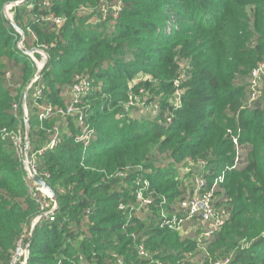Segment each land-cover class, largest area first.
I'll use <instances>...</instances> for the list:
<instances>
[{
	"label": "trees",
	"instance_id": "trees-1",
	"mask_svg": "<svg viewBox=\"0 0 264 264\" xmlns=\"http://www.w3.org/2000/svg\"><path fill=\"white\" fill-rule=\"evenodd\" d=\"M16 1L0 0V132L22 124V108L16 112L14 102L38 72L18 49L14 25L25 32L26 49L48 43L41 79L26 96L33 150L50 142L54 128L52 119L39 120L41 99L63 107L76 76L84 75L94 89L83 102L100 100L85 110L96 130L86 151L70 118L61 145L40 157L59 200L51 219L35 222L42 206L12 144L0 141V264L11 263L19 241L29 245L26 264H76L80 257L86 264H117L113 254L124 264H195L188 258L205 244L199 264H264V102L249 104L253 88L244 83L264 62V0H126L113 25L78 13L81 5L101 0H28L12 8V23L4 8ZM46 14L62 17L63 30L39 21ZM180 59L189 71L176 87ZM138 74L159 83L151 90L145 84L152 94L168 96L152 97L158 110L148 121L129 117L121 106ZM38 89L41 97H35ZM178 89L182 107L171 100ZM182 156L206 163L189 175L205 179L206 188L224 177L214 192L216 206L227 208L230 219L208 240L201 228L184 236L162 227L157 207L132 209L138 175L151 181L156 203L167 198L171 208L189 196L190 177L178 171ZM139 244L148 258L139 255Z\"/></svg>",
	"mask_w": 264,
	"mask_h": 264
},
{
	"label": "built area",
	"instance_id": "built-area-1",
	"mask_svg": "<svg viewBox=\"0 0 264 264\" xmlns=\"http://www.w3.org/2000/svg\"><path fill=\"white\" fill-rule=\"evenodd\" d=\"M28 0H17L14 3H9L6 6V11L9 13L15 6L24 5ZM12 23H14L12 15L8 17ZM43 23H54L61 26L65 20L62 17H58L54 14H46L40 17ZM20 39L17 43V47L25 55H27L38 67V72L35 75L33 83L38 82L41 79V74L48 62V54L46 50L47 45H39L30 50L25 47L26 35L25 32L18 28L16 29ZM38 55L41 58H38ZM41 59V60H40ZM264 69V65H260L252 73V86L256 87L258 85V78ZM9 76V74H7ZM32 88V85L28 88ZM94 89L93 82L84 75L76 76L75 83L70 92V101L67 102L63 107H56L52 104H45L39 106V120L44 123L49 119L56 117L65 118L66 122L70 118L75 119L79 127V134L76 138V142L84 146L85 151L89 148L92 142L96 139V130L90 124L85 114L83 107V99L88 97ZM42 90L38 89L36 96H42ZM179 94V93H178ZM257 92L254 91L251 94V99L255 100ZM156 109V107H154ZM19 105H14V110L17 112ZM23 112V122L17 129L4 128L0 132V141L9 142L12 144L13 149L17 158L20 160L24 173L25 181L30 188L32 197L42 206L43 213L36 219V223L42 219H51L55 209L58 208L53 195L49 190L39 188L34 182V177H40L46 183L51 178L50 173L40 169V157L43 156L47 151L54 150L59 147L63 141L62 129L60 126H55L51 133L52 138L50 142L43 148L38 150H33L30 145V127H29V111L24 99L22 104ZM157 111L155 112V114ZM234 143L239 146L237 138H234ZM239 155V153H238ZM239 160V158H237ZM198 167L203 168L206 166L204 161L197 164ZM142 170L143 168H139ZM117 176L126 177L127 173H120ZM224 177H220L212 188H206L207 182L205 179L199 175L192 176L190 178V189L189 196L186 199L180 201L174 207L171 206L172 210L170 213V204L167 198H163L162 201L156 203V201L150 197L149 190L150 184L148 179H142L140 175L134 180L137 184L134 188V195L136 197L135 205L132 209L137 211V213H144L151 210L153 207H157L159 213L162 216L163 222L162 227H169L171 229L182 231L186 225H193L194 228L201 224L203 235L207 237H212L214 234L219 232L229 221L230 213L225 207L216 206V194L214 192L215 186L219 182H223ZM53 202V206L50 207L49 201ZM120 209L125 210L126 205L121 204ZM192 227V228H193ZM22 242V241H21ZM20 243L10 264H25L29 256V245H24ZM139 255L144 258H148L149 254L146 251L143 244L138 245ZM113 259H116L117 264H124L123 260L119 258L117 254L112 255ZM228 260L216 261L214 264H229ZM76 264H86L84 257H80L79 262ZM164 264V263H159Z\"/></svg>",
	"mask_w": 264,
	"mask_h": 264
},
{
	"label": "rangeland",
	"instance_id": "rangeland-1",
	"mask_svg": "<svg viewBox=\"0 0 264 264\" xmlns=\"http://www.w3.org/2000/svg\"><path fill=\"white\" fill-rule=\"evenodd\" d=\"M125 2H126V0H101L100 5H98V6H94L91 4L81 5V7L78 9V13L81 16L94 15V17L99 18V20L101 19L102 21L106 19V21H111L110 25H113L114 21L119 18L120 13L124 9ZM6 6L4 8L5 17L8 20H10L8 17L11 14L13 21H14L13 12L11 11L8 13L6 11ZM65 24H66V22L63 23L58 28L59 31L61 29L63 30V28L65 27ZM110 28L112 29L111 26H110ZM67 38H69V36ZM55 40L56 39L53 38L52 41L51 40L50 41L52 44H55ZM43 42L45 43L44 45L48 44L44 40H43ZM40 45H43V44H40ZM178 63L180 65L181 77H180L179 81H177L175 83L176 87L179 86L180 81H183L187 77V73L189 71V67H188L189 64L186 61H183L180 59L178 61ZM260 65H264V62L261 63ZM79 71H82V70L80 68L75 69V73H77ZM36 74H37V72L34 74V76H32V77L30 76L29 77L30 79H28V84L25 86V88H22L19 90L20 100H18V101L16 100L17 102L15 101L14 103L19 105L21 108H22V104H23L24 99L26 101V96H27L28 91H29L28 88L31 85L33 86V84H34L33 80H34ZM146 83H148V85H149V90L158 89V87H159V83L156 82V80H154L153 77L145 75V74H138V78H136L134 81H131L128 84V87H129L128 88V94L129 95L127 96L126 100L122 103L121 106L124 107L125 112L127 113V115H129V117H132V118L136 117L138 119L148 121L149 119L156 116L155 112L158 110L151 105L150 101H151L152 97H157L160 99H167L168 96L166 94L157 95L155 92H154V94H152L149 90H147V87L145 86ZM244 83L249 84V86H250L249 88H251V89L254 88V91L257 92V96H256L255 100H252L251 95H249V102L248 103L249 104H251V103H263L264 102V69L262 70V72L260 74V78H258V85L256 87L252 86V77H250V76L245 79ZM21 95H22V97H21ZM182 95H183L182 90L178 89L176 91V93L174 94L173 98H171L173 104H175L177 107H182V104L180 102V97ZM35 97H39V96H35ZM99 100L94 99L91 102L90 101L82 102L84 110L89 109L91 107V103H96ZM48 103L52 104L56 107H62V106H58L56 104H53L49 100H46V99H41V102H38L36 104V106L39 107L40 105H45ZM26 104H27V102H26ZM113 111L114 110H109L108 113H113ZM121 117H122V115L118 116V118H121ZM29 119H30V115H29ZM51 121H54L53 127L60 126L61 129L65 128L68 125L65 118H62V117L53 118ZM30 125L31 124L29 121V127H30ZM30 129H31V127H30ZM114 129L115 128H113V130ZM113 132L118 133L116 130H114ZM180 161H181V163H179V165H178V171L182 177L186 178L192 173V171H197L198 166L195 164H192V162L189 161L188 159H186L185 156H182L180 158ZM148 181H149V183H151V181L149 179H148ZM136 185L137 184L135 182H133L132 186L135 187ZM49 203H50V207H52L53 203L51 200L49 201ZM200 226H202V225L199 224L197 227L199 228ZM192 227H193V225H186L185 228L182 231H180L181 234L184 236L189 235V233H191L192 231H194L196 229V228H194V227L192 228ZM201 236L203 238H205L206 240L209 239V237L204 236L202 234H201ZM201 241L203 242V239L199 240V242H201ZM20 243L22 244L21 241H19V244ZM23 244L26 246L25 242ZM207 246H208L207 244L201 246V248H199V249L201 250L202 253L197 254V255H193V256L190 255L188 259H190L192 261V263H195V264L202 263L204 260L202 259L203 260L202 261L201 258H203L205 256ZM222 258H226V257L224 256ZM222 258L220 257L218 259H222ZM219 261H221V260H219ZM229 261L231 263V259H229Z\"/></svg>",
	"mask_w": 264,
	"mask_h": 264
},
{
	"label": "water",
	"instance_id": "water-1",
	"mask_svg": "<svg viewBox=\"0 0 264 264\" xmlns=\"http://www.w3.org/2000/svg\"><path fill=\"white\" fill-rule=\"evenodd\" d=\"M16 27V29H18L19 27L14 25ZM33 182L39 187V188H43V189H47L50 191V193L53 195L56 203L59 206V200L58 197L56 195V193L54 192V190L50 187V185L48 183H46L43 179H41L40 177H34L33 178Z\"/></svg>",
	"mask_w": 264,
	"mask_h": 264
}]
</instances>
